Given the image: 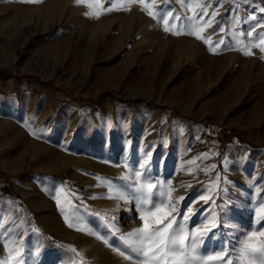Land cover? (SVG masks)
I'll list each match as a JSON object with an SVG mask.
<instances>
[{"label": "rangeland", "instance_id": "1", "mask_svg": "<svg viewBox=\"0 0 264 264\" xmlns=\"http://www.w3.org/2000/svg\"><path fill=\"white\" fill-rule=\"evenodd\" d=\"M161 1L0 0V264H136L117 190L145 162L188 228H211L202 250L239 247L264 197V79L190 61L184 32L142 23Z\"/></svg>", "mask_w": 264, "mask_h": 264}, {"label": "snow or ice", "instance_id": "2", "mask_svg": "<svg viewBox=\"0 0 264 264\" xmlns=\"http://www.w3.org/2000/svg\"><path fill=\"white\" fill-rule=\"evenodd\" d=\"M21 2L35 3L39 0H21ZM74 2L80 5L86 0H74ZM86 6L90 11L85 15L99 17L100 12L91 11L93 8L91 3H87ZM203 10L201 8V11ZM189 19H195V16ZM165 23V31H170L167 22ZM175 27L177 25H173V28ZM173 34H180V32L173 31ZM192 34L198 39L202 38L196 32ZM247 35L251 37L252 32H248ZM205 42L207 43L208 40L205 39ZM221 43H223L222 40L216 46L218 47ZM260 43L264 44V34H261ZM213 51H215L214 48ZM261 51H264V48H261ZM245 54L252 53L246 51ZM32 135L35 136L37 133L33 132ZM123 179L131 191L118 189L117 198L134 201L141 221L139 227L121 238L124 246L119 249V254L125 259H132L136 264H264V197L259 195L261 190H257V199L254 201L257 207L254 209L255 218L252 223L246 229L242 225L233 226L243 237L237 241L239 247L235 244L222 246L219 251L213 250L215 251L213 255L202 250L205 237L211 232V228L207 225H204L201 230H197L195 226L188 228L191 210L189 209V214L185 215L172 205L171 191L175 189L170 188V181L154 179L147 170V162L141 165L139 170L132 169L131 180L127 176ZM217 179H219L218 176ZM179 199L182 200L183 197ZM201 199L207 203L210 197L202 196ZM169 206H171L170 210L166 211L165 209ZM178 216L180 219H177ZM210 223L217 226L215 216H212ZM233 239H235V233H233Z\"/></svg>", "mask_w": 264, "mask_h": 264}, {"label": "crops", "instance_id": "3", "mask_svg": "<svg viewBox=\"0 0 264 264\" xmlns=\"http://www.w3.org/2000/svg\"><path fill=\"white\" fill-rule=\"evenodd\" d=\"M204 1L206 4L202 5V0H162L160 6L150 11L141 9L146 15L142 23L148 22L149 13L162 15L157 18L158 25L167 22L169 29L184 32L181 43L188 46L190 61L199 62L203 58L208 61L209 58V61L227 63L230 58L236 62V68L244 64V68H253L254 78L264 79V51H261L264 44L260 43L261 34H264V0H240L243 5H229L230 0ZM194 16L195 19H189ZM193 32L202 38L198 39ZM248 32H252L251 37ZM221 40L223 43L217 47ZM246 51L252 54L246 55Z\"/></svg>", "mask_w": 264, "mask_h": 264}, {"label": "bare ground", "instance_id": "4", "mask_svg": "<svg viewBox=\"0 0 264 264\" xmlns=\"http://www.w3.org/2000/svg\"><path fill=\"white\" fill-rule=\"evenodd\" d=\"M102 14V13H101ZM104 14V13H103ZM55 159V158H54ZM56 172V171H55ZM177 194V191H171V198Z\"/></svg>", "mask_w": 264, "mask_h": 264}]
</instances>
